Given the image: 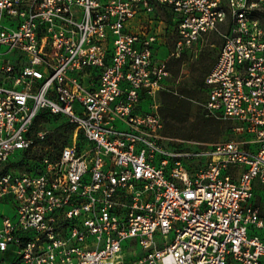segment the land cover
<instances>
[{
	"label": "built area",
	"instance_id": "2783aa9c",
	"mask_svg": "<svg viewBox=\"0 0 264 264\" xmlns=\"http://www.w3.org/2000/svg\"><path fill=\"white\" fill-rule=\"evenodd\" d=\"M211 33L222 45L203 106L236 138L170 146L168 62L197 56ZM44 111L68 117L72 142L21 172L46 138L35 126ZM257 180L264 0H0V201L14 211L0 225L6 264H264Z\"/></svg>",
	"mask_w": 264,
	"mask_h": 264
},
{
	"label": "rangeland",
	"instance_id": "374dc122",
	"mask_svg": "<svg viewBox=\"0 0 264 264\" xmlns=\"http://www.w3.org/2000/svg\"><path fill=\"white\" fill-rule=\"evenodd\" d=\"M223 29L225 30V27ZM174 39L175 36H171L168 44L165 47H160L162 51L158 54L159 58L169 55L170 50L173 48ZM221 45V36L217 33H211L204 38L203 48L197 56L188 54L180 59L172 58L169 60L168 67L172 72L169 83L178 92L182 91L184 96L188 97L189 93L193 96L191 98L192 110L189 120L186 117L181 122H178L172 117H168L167 107L163 111L167 115L165 128L167 138L164 140L170 146L185 147L188 145V148L206 149L215 143L236 138L234 131L231 129L233 127L231 122H222L220 125H208L205 123V119L210 116L207 115L203 106L207 98L204 81L216 62ZM9 56L10 54L7 55V57ZM35 126L36 129L46 132V138L29 153H26V162L16 167L21 172L31 168L35 164V160L41 155L47 154L55 158L63 146L72 142L73 127L68 117L64 115L45 113V116L41 117ZM191 127H197V129L191 131ZM201 129L204 131L202 132ZM184 140L188 141V143L181 142ZM19 156L20 153L18 152L12 158L15 159ZM255 201L264 213V181L257 180L256 182ZM4 215L14 216V211L11 203L0 201V225ZM0 264H5L2 258L0 259Z\"/></svg>",
	"mask_w": 264,
	"mask_h": 264
},
{
	"label": "trees",
	"instance_id": "16d2710c",
	"mask_svg": "<svg viewBox=\"0 0 264 264\" xmlns=\"http://www.w3.org/2000/svg\"><path fill=\"white\" fill-rule=\"evenodd\" d=\"M204 87H205V83H204ZM191 98H193L191 93H189L188 97H186L183 95L182 91L178 92L175 89H172L171 91H165V90L162 91V93H161L162 109L161 110H162V114L164 116L165 121H166L167 115H165L163 111L166 107L168 108V112H169L168 117H172L173 119H175L178 122H181L186 117H188V120H189L190 113L192 110ZM45 113H49V112H45V111L41 112L39 114V116L37 117L35 124L37 123V121L41 117L45 116ZM52 115H57V114H52ZM212 122H214V123H212ZM222 122H224V121L216 119L214 117H209V118L205 119V123H207L208 125H210V124L220 125V123H222ZM71 125H72L73 131H74V125L73 124H71ZM196 129H197V127H191V131H193V130L195 131ZM201 130H202V132L204 131L203 129H201ZM60 151H59V153H60ZM25 162H26V157L24 156L17 163V166L22 165ZM33 167H34V165L27 170L31 171Z\"/></svg>",
	"mask_w": 264,
	"mask_h": 264
},
{
	"label": "crops",
	"instance_id": "0c3cea01",
	"mask_svg": "<svg viewBox=\"0 0 264 264\" xmlns=\"http://www.w3.org/2000/svg\"><path fill=\"white\" fill-rule=\"evenodd\" d=\"M1 255V257H3V255L2 254H0ZM6 264V263H5Z\"/></svg>",
	"mask_w": 264,
	"mask_h": 264
}]
</instances>
